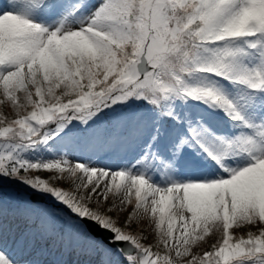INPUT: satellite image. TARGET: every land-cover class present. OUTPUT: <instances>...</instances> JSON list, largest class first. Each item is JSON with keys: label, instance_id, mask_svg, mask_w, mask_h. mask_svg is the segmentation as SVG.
<instances>
[{"label": "snow or ice", "instance_id": "snow-or-ice-1", "mask_svg": "<svg viewBox=\"0 0 264 264\" xmlns=\"http://www.w3.org/2000/svg\"><path fill=\"white\" fill-rule=\"evenodd\" d=\"M0 264H264V0L0 4Z\"/></svg>", "mask_w": 264, "mask_h": 264}, {"label": "rangeland", "instance_id": "rangeland-1", "mask_svg": "<svg viewBox=\"0 0 264 264\" xmlns=\"http://www.w3.org/2000/svg\"><path fill=\"white\" fill-rule=\"evenodd\" d=\"M5 2V0H0V4H3Z\"/></svg>", "mask_w": 264, "mask_h": 264}]
</instances>
